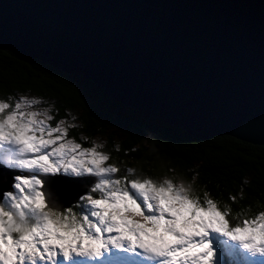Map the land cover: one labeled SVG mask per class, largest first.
<instances>
[{
    "label": "water",
    "instance_id": "1",
    "mask_svg": "<svg viewBox=\"0 0 264 264\" xmlns=\"http://www.w3.org/2000/svg\"><path fill=\"white\" fill-rule=\"evenodd\" d=\"M0 49L76 72L194 138L264 146V0H0ZM33 174L53 209L52 179H90L71 202L94 182ZM19 175L0 163V199Z\"/></svg>",
    "mask_w": 264,
    "mask_h": 264
},
{
    "label": "rangeland",
    "instance_id": "2",
    "mask_svg": "<svg viewBox=\"0 0 264 264\" xmlns=\"http://www.w3.org/2000/svg\"><path fill=\"white\" fill-rule=\"evenodd\" d=\"M3 107L0 104V111ZM47 120L33 98L0 120V163L20 172L13 177L12 191L0 199V264H78L85 261L84 255H105L110 258L103 261L114 258V264L118 252H110L107 246L121 248L124 242L136 246L140 257H149L142 264H218V245L213 241L217 234L223 246H235L251 264H264L261 219L230 230L212 205L192 206L178 185L159 191L99 189L96 198L83 194L77 220L66 226L56 211L45 207L33 173L97 175L99 157L63 141L59 128L51 130ZM83 180L82 190L90 182ZM59 182L63 180L51 181ZM149 254L166 256L157 263Z\"/></svg>",
    "mask_w": 264,
    "mask_h": 264
},
{
    "label": "trees",
    "instance_id": "3",
    "mask_svg": "<svg viewBox=\"0 0 264 264\" xmlns=\"http://www.w3.org/2000/svg\"><path fill=\"white\" fill-rule=\"evenodd\" d=\"M28 98L45 112L51 130L59 128L63 141L99 157L101 173L82 175L94 182L75 202L54 209L45 204L66 226L77 220L83 194L96 198L99 189L159 191L166 185H178L196 208L212 205L230 230L256 219L264 222V146L228 135L194 138L107 97L76 72L63 74L38 59L0 49V120ZM214 240L218 264H251L235 246Z\"/></svg>",
    "mask_w": 264,
    "mask_h": 264
},
{
    "label": "bare ground",
    "instance_id": "4",
    "mask_svg": "<svg viewBox=\"0 0 264 264\" xmlns=\"http://www.w3.org/2000/svg\"><path fill=\"white\" fill-rule=\"evenodd\" d=\"M84 180H76L72 184L69 182L65 184H55L54 186H48V192L50 198H44L47 200L48 204L56 208L57 203L63 202L66 200H72L73 197L80 191L81 186L83 185ZM47 195V192L45 193ZM49 199V200H48ZM60 204V203H59ZM150 264H155L153 261L149 262ZM148 264V263H147Z\"/></svg>",
    "mask_w": 264,
    "mask_h": 264
}]
</instances>
